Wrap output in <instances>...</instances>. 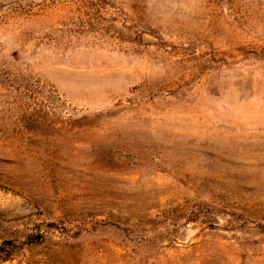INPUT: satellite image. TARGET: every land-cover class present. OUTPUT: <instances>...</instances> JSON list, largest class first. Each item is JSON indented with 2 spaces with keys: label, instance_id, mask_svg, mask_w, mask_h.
<instances>
[{
  "label": "rangeland",
  "instance_id": "374dc122",
  "mask_svg": "<svg viewBox=\"0 0 264 264\" xmlns=\"http://www.w3.org/2000/svg\"><path fill=\"white\" fill-rule=\"evenodd\" d=\"M0 264H264V0H0Z\"/></svg>",
  "mask_w": 264,
  "mask_h": 264
},
{
  "label": "trees",
  "instance_id": "16d2710c",
  "mask_svg": "<svg viewBox=\"0 0 264 264\" xmlns=\"http://www.w3.org/2000/svg\"><path fill=\"white\" fill-rule=\"evenodd\" d=\"M10 259H11V257L6 256V257H4V258L2 259V261H8V260H10Z\"/></svg>",
  "mask_w": 264,
  "mask_h": 264
}]
</instances>
